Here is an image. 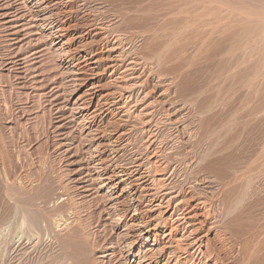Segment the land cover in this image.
I'll return each mask as SVG.
<instances>
[{"label":"rangeland","instance_id":"374dc122","mask_svg":"<svg viewBox=\"0 0 264 264\" xmlns=\"http://www.w3.org/2000/svg\"><path fill=\"white\" fill-rule=\"evenodd\" d=\"M2 1L0 0L2 223L10 216L13 206L17 205L19 212L23 209L31 213L33 210L32 213H36L34 215H38L44 222L45 231L50 227L46 231L48 234L43 232L46 234L42 235L43 243L47 235L48 238L52 234L53 237L57 236L64 250H68H65L68 255L65 254L69 257L70 264H139V257L142 252H148L146 250H149L148 253L151 250L160 254L165 252V258L171 253L169 264H221L217 252L219 238L216 237L228 233L227 237H232L233 243L247 241L250 247L256 245L257 240L264 239V182L261 176L264 168V0H200V5L198 0H188V6L178 0H144L147 5L142 0H52L59 6L58 9L50 8L51 12L47 9V2L50 0ZM10 4H16L18 11L11 10ZM134 4H138L137 8ZM165 6H169L170 11ZM181 6L189 8V11ZM198 6H202L203 11ZM190 8L196 10L193 12ZM178 10L181 11L180 14ZM183 10L193 17L191 15L181 20V14L185 12ZM197 11L202 12L205 21H201L207 24L202 25L198 20L200 14ZM54 17L59 23L56 27H50L48 22ZM56 28L61 29L58 32ZM150 33L153 37L149 36ZM106 36H109V40ZM37 52V59H34L31 54ZM5 55L7 56L4 58ZM69 55L76 60L69 61ZM16 59L20 60L17 66L6 64ZM78 63L77 68L75 65ZM90 87L97 88V92L95 97H91V104L84 106V100L89 98L87 94L90 93ZM201 93H204L203 96ZM188 98H192L191 101ZM100 107L106 109L102 114L96 111ZM199 132L200 135L225 133L240 135L242 138L238 142L241 145L239 152L240 155L244 154L232 158L238 165L239 169H236L242 177L240 179L247 184L242 189L252 191L255 195L248 200L251 203L252 217L255 218L252 219L254 223L248 220L250 223L242 224L238 220L229 222L226 229L221 226L225 213H221L223 210L217 198L223 194L225 184L230 183L234 173L228 164H224L226 167L223 164H209L213 169L207 165L201 170L203 172L199 171L195 175L200 163L197 161L198 157L194 156L195 150L191 148L200 139ZM99 150L104 152L100 154ZM171 157L176 160H171ZM237 160H242V164ZM127 162L138 167L140 173L131 180L138 179L145 173L148 179L133 182L132 189L126 183L116 184L119 181L116 178H112L110 182L101 181L103 178L99 175L103 164L124 165ZM164 167L168 168L166 172L163 171ZM173 172L176 174L171 176ZM1 178L11 182L12 187L7 189V184L10 186L7 182L5 186L2 185L5 181L2 182ZM158 186H163V189L157 188ZM23 188L27 191L24 192ZM13 189L18 190L15 193ZM15 195L20 198L17 199ZM132 197L140 198V211L150 221L152 228L149 242L141 249L132 244L131 236L126 233L131 224L129 219L132 211L122 210V207L117 210V206L115 207L118 202L129 201ZM20 199L24 206L22 209ZM201 200H210L212 204L204 208L199 206ZM10 205L13 206L9 207ZM119 210L125 213H120ZM54 220L58 221L57 227L63 225V231L60 227L56 228ZM16 221L11 220L12 224L8 221L6 227L3 224L2 229L0 227V237L3 238H0V264L13 262L9 249L18 231L16 229L21 225V220ZM18 223L19 226L15 228L14 225ZM84 224L88 225L87 231L98 237L80 233L78 229ZM8 234L10 235L7 236ZM99 245L101 246L98 248ZM53 249L54 247L44 254L42 247L29 257L27 264L33 260L32 263L37 260V264H41V261L43 263L45 259H51L49 254ZM37 252L41 253L38 255ZM50 259L44 264H51ZM54 260L52 264H58Z\"/></svg>","mask_w":264,"mask_h":264},{"label":"bare ground","instance_id":"6f19581e","mask_svg":"<svg viewBox=\"0 0 264 264\" xmlns=\"http://www.w3.org/2000/svg\"><path fill=\"white\" fill-rule=\"evenodd\" d=\"M4 1V0H3ZM2 1V2H3ZM15 1V0H14ZM55 1V0H54ZM59 1V0H58ZM71 1V0H70ZM73 1V0H72ZM84 1V0H83ZM139 1V0H138ZM142 1H144V0H142ZM142 1H139V2H142ZM162 1H164L165 2V0H162ZM167 2H168V0H166ZM179 2H183V3H185V5L187 4V1L188 0H178ZM177 1V2H178ZM200 0H198V2H199ZM203 1V0H202ZM7 2V1H6ZM5 2V3H6ZM9 2V1H8ZM11 2V1H10ZM39 2V1H38ZM42 2V1H41ZM62 2V1H61ZM88 2V1H87ZM110 2V1H109ZM114 2H116V1H114ZM156 2H158V1H156ZM170 2V1H169ZM189 2H191V1H189ZM12 3V2H11ZM132 3V2H131ZM147 3H149V2H147ZM155 3V2H154ZM193 3V2H192ZM200 3L201 2H199V5H200ZM23 4V3H22ZM141 4V3H140ZM139 4V5H140ZM144 4H146V2L144 1ZM152 3H150V5H151ZM169 4V3H168ZM171 4H172V2H171ZM174 4V3H173ZM178 4V3H177ZM198 4V3H197ZM197 4L195 5V7H197ZM16 5V4H15ZM14 4L13 5H11L10 4V9L11 10H15V12H17L18 11V9L16 8V6H15ZM44 5H45V3H44ZM64 5H65V3H64ZM92 5V4H91ZM135 5V4H134ZM142 5H143V3H142ZM147 5V4H146ZM178 5H181V3H179ZM184 4H183V6H185ZM192 5V4H191ZM0 6H2V5H0ZM42 6V5H41ZM47 6H48V10L50 9V8H57V6H59V4L58 3H54L52 0H50V1H48L47 2ZM83 6V5H82ZM130 6V5H129ZM133 6V5H132ZM136 6V8H137V6H138V4L137 5H135ZM177 6V5H176ZM176 6H174L175 8L174 9H176ZM186 6H188V4L186 5ZM185 6V7H186ZM193 6V5H192ZM192 6H190L191 8H193ZM7 7H8V5H7ZM7 7L5 8V9H7ZM46 7V6H45ZM142 7V6H141ZM149 7V6H148ZM155 7V6H154ZM153 7V8H154ZM178 7H180V6H178ZM182 7V6H181ZM202 7V6H201ZM201 7H199L198 6V8H201ZM86 8V7H85ZM143 8V7H142ZM165 8L167 9V10H169L170 11V9H169V6L167 7V6H165ZM170 8H171V10H173V8H172V6L170 5ZM182 8H184V7H182ZM190 8V9H191ZM197 8V9H198ZM43 9V8H42ZM41 9V10H42ZM58 9V8H57ZM60 9H61V7H60ZM59 9V10H60ZM63 9V8H62ZM133 9V8H132ZM139 9V8H138ZM144 9H145V6H144ZM147 9V8H146ZM146 9L144 10V11H146ZM184 9H186V8H184ZM189 9V8H188ZM188 9H186V10H188ZM25 10V9H24ZM130 10V9H129ZM137 10V9H136ZM182 10V9H181ZM186 10H183V11H185V12H182L183 14H181V20H184V19H186V18H189V17H187V16H191V15H187V14H189ZM192 11H193V9H191ZM196 9H194V11H195ZM205 10V9H204ZM50 11V10H49ZM75 11V10H74ZM131 11V10H130ZM139 11H142L141 9L139 10ZM151 11V10H150ZM163 11H165V10H163ZM162 11V12H163ZM189 11V10H188ZM193 11V12H194ZM201 11H203L202 10V8H201ZM200 11V13L198 12V14H200V16L198 17V20H200V22L202 23V21H205V20H203L204 19V17L205 16H203V14L201 15V12ZM29 12V11H28ZM37 12V11H36ZM44 12V11H43ZM51 12V11H50ZM54 12V11H53ZM61 12V11H60ZM129 12V11H128ZM137 12V11H136ZM174 12V11H173ZM179 12H181V11H179L178 10V13ZM58 14H59V12H57ZM62 13H64V12H62ZM134 13V12H133ZM138 13V12H137ZM141 13V12H140ZM149 13V12H148ZM28 14V13H27ZM42 14V13H41ZM52 14V13H51ZM57 14V15H58ZM120 14H123V13H120ZM119 14V15H120ZM135 14V13H134ZM139 14V13H138ZM146 14V13H145ZM180 14V13H179ZM213 14V13H212ZM40 15V14H39ZM70 15V14H69ZM125 15H126V12H125ZM136 15V14H135ZM141 15V14H140ZM147 15V14H146ZM161 15V14H160ZM164 16H165V14H163ZM173 15V14H172ZM178 15V14H177ZM206 15V14H205ZM51 16V15H50ZM54 16H56V15H54ZM63 16V15H62ZM66 16V15H65ZM68 16V15H67ZM71 16V15H70ZM137 16V15H136ZM143 16V15H142ZM145 16V15H144ZM152 16V15H151ZM194 16H195V14H194ZM210 16H211V14H210ZM213 16V15H212ZM60 17H61V15H60ZM59 17V18H60ZM76 17V16H75ZM131 17H132V15H131ZM135 17V16H134ZM154 17V19H155V16H153ZM153 17H150V18H153ZM161 17H163V16H161ZM167 17V16H166ZM179 17V16H178ZM192 17H193V15H192ZM32 18V17H31ZM50 18V17H49ZM48 18V19H49ZM130 18V17H129ZM136 18H138V17H136ZM141 18V17H140ZM165 18V17H164ZM191 18V17H190ZM210 18V17H209ZM215 18H216V16H215ZM45 19H47V18H45ZM121 19H123V16L121 17ZM127 19V18H126ZM125 19V20H126ZM131 19V18H130ZM166 19V18H165ZM194 19V18H193ZM208 19V18H207ZM44 20V19H43ZM66 20V19H65ZM81 20V19H80ZM91 20V19H90ZM93 20V19H92ZM133 20V19H132ZM135 20H138V19H135ZM142 20V19H141ZM146 20V19H145ZM171 20V19H170ZM178 20H179V18H178ZM190 20V19H189ZM202 20V21H201ZM213 20V19H212ZM217 20V19H216ZM48 21V20H47ZM126 21H128V20H126ZM140 21V20H139ZM139 21H137V23L139 22ZM148 21V20H147ZM195 21H196V19H195ZM195 21H193V22H195ZM208 21H210V20H208ZM207 21V22H208ZM215 21V20H214ZM61 22V21H60ZM102 22V21H101ZM100 22V23H101ZM131 22V21H130ZM152 22V21H151ZM171 22H172V20H171ZM182 23H183V21H181ZM191 22V21H190ZM217 22H218V20H217ZM44 23V22H43ZM46 23V22H45ZM57 23H59V21H58V19L57 18H52V21L50 20L49 22H48V25L51 27V26H55L56 27V24ZM64 23V22H63ZM95 23V22H94ZM93 23V24H94ZM99 23V22H98ZM132 23V22H131ZM144 23H146V21L144 22ZM163 23V22H162ZM179 23H180V21H179ZM188 23V22H187ZM199 23V22H198ZM200 23V24H201ZM204 24L206 23V22H203ZM203 23H202V25H203ZM209 23V22H208ZM220 23V22H219ZM90 24V23H89ZM97 24V23H96ZM95 24V25H96ZM147 24V23H146ZM185 24H186V21H185ZM197 24V23H196ZM207 24V23H206ZM223 24V23H222ZM58 25V24H57ZM85 25V24H84ZM99 25V24H98ZM98 25H97V28H98ZM87 26H89V25H87ZM92 26V25H91ZM100 26V25H99ZM205 26V25H204ZM209 26V25H208ZM100 27H102V26H100ZM185 27V26H184ZM198 27V26H197ZM202 27V26H201ZM200 27V28H201ZM217 27H220V25L219 26H217ZM92 28V27H91ZM203 28V27H202ZM57 29V28H56ZM59 29H61V28H58L57 29V31L59 30ZM62 29H64V28H62ZM90 29V28H89ZM93 30H94V27L92 28ZM100 29V28H99ZM102 29V28H101ZM104 29V28H103ZM156 29H157V27H156ZM159 29V28H158ZM199 29V28H198ZM51 30H53V29H51ZM187 30V29H186ZM216 30V29H215ZM234 30V29H233ZM55 31V30H54ZM56 31V32H57ZM152 31H154V30H152ZM155 31H158V30H155ZM161 31H163V32H165L164 30H161ZM201 31V30H200ZM59 32V31H58ZM119 32V31H118ZM148 33L150 32V31H147ZM162 32V33H163ZM62 33V32H61ZM90 33V32H89ZM99 33V32H98ZM127 33V32H126ZM128 33H129V31H128ZM128 33H127V35H128ZM143 33V32H142ZM155 33V32H154ZM202 33H204V32H202ZM201 33V34H202ZM55 34V33H54ZM145 34V33H144ZM173 34H175V33H173ZM53 35V34H52ZM150 35H152L151 33L149 34V36ZM163 35V34H162ZM166 35V34H165ZM170 35V34H169ZM206 35V34H205ZM210 35V34H209ZM144 36V35H143ZM155 36V35H154ZM158 36V35H157ZM174 36V35H173ZM249 36V35H248ZM107 37H109V36H106V38ZM112 37V36H111ZM119 37V36H118ZM122 37V36H121ZM121 37H120V40H121ZM125 37V36H124ZM123 37V38H124ZM145 37V36H144ZM146 37H147V35H146ZM152 37H153V35H152ZM175 37V36H174ZM174 37H173V39H174ZM204 37V36H203ZM225 37V36H224ZM105 38V41H108L107 39ZM155 38V37H154ZM159 38V37H158ZM161 39L163 38V36H161L160 37ZM169 38V37H168ZM172 38V37H171ZM247 38V37H246ZM117 39V38H116ZM143 39V38H142ZM155 39H157V38H155ZM155 39H153V40H155ZM173 39H172V41H173ZM203 39H206V38H203ZM119 40V39H118ZM127 40V39H126ZM150 40V39H149ZM148 40V41H149ZM165 40V39H164ZM171 40V39H170ZM176 40V39H175ZM146 41V40H145ZM159 41V40H158ZM168 41V40H167ZM102 42V41H101ZM121 42V41H120ZM151 42V41H150ZM157 42V41H156ZM162 42V41H161ZM175 42V41H174ZM173 42V43H174ZM123 43H124V41H123ZM154 43V42H153ZM153 43H151L152 45L151 46H153ZM169 43V42H168ZM161 44V43H160ZM159 44V45H160ZM169 44H172V42H170ZM132 45V44H131ZM150 45V44H149ZM173 45V44H172ZM168 46H170V45H168ZM125 48V47H124ZM153 48V47H152ZM152 50V49H151ZM158 50V49H157ZM153 51V50H152ZM155 51V50H154ZM160 51V50H159ZM170 51V50H169ZM237 51V50H236ZM238 52V51H237ZM39 52H37V53H34V54H31V55H33L35 58L34 59H37V57H36V55L38 54ZM74 53V52H73ZM156 53V52H155ZM1 54V53H0ZM166 54H167V52H166ZM169 54H171V53H169ZM64 56H65V54H63ZM67 55V54H66ZM123 55V54H122ZM121 55V56H122ZM158 55V54H157ZM7 55H5L4 56V58L6 57ZM78 56V55H77ZM85 56V55H84ZM91 56V55H90ZM137 56V55H136ZM167 56H168V54H167ZM126 57V56H125ZM130 57V56H129ZM139 57V56H138ZM150 57V56H149ZM4 58H2L3 59V61H4ZM8 58V57H7ZM33 58V57H32ZM58 58H60V57H58ZM85 58H86V56H85ZM122 58H124V57H122ZM165 58V57H164ZM9 59V58H8ZM64 59V58H63ZM67 59H70L69 61H71V60H73V59H75L76 60V58H73L72 56H68L67 57ZM82 59V58H81ZM156 59H157V57H156ZM159 59V58H158ZM157 59V60H158ZM166 59V58H165ZM169 59V58H168ZM171 59V58H170ZM17 60V59H16ZM13 60V61H11V62H7L6 64H13V66L15 67V66H17L18 64H17V62H19L20 60ZM31 60V59H30ZM29 60V61H30ZM78 60H80V58H78ZM119 60V59H118ZM122 60H124L125 61V59H122ZM14 61H16V62H14ZM66 61H68V60H66ZM82 61H83V59H82ZM123 61V62H124ZM133 61V60H132ZM237 61V60H236ZM93 62V61H92ZM95 62V61H94ZM155 62V61H154ZM160 62V61H159ZM172 62H174V61H172ZM90 63V62H89ZM156 63H157V61H156ZM165 63H166V61H165ZM171 63V62H170ZM135 64V63H134ZM150 64V63H149ZM158 64V63H157ZM91 65V64H90ZM141 65V64H140ZM150 65H152V63L150 64ZM179 65V64H178ZM75 66H77V68L79 67V63L77 64V65H75ZM75 66H73V67H75ZM126 66V65H125ZM171 66H172V64H171ZM158 67V66H157ZM181 67V66H180ZM160 68V67H159ZM164 68V67H163ZM83 69H85V67H83ZM88 69V68H87ZM170 69V68H169ZM79 70H81V68H79ZM86 70V69H85ZM157 70V69H156ZM182 70V69H181ZM152 71V70H151ZM162 71V70H161ZM168 71V70H167ZM84 72V71H83ZM86 72V71H85ZM180 72V71H179ZM184 71H182V73H183ZM156 73V72H155ZM168 73V72H167ZM157 74V73H156ZM185 74V73H184ZM85 75V74H84ZM175 77V76H174ZM163 78V77H162ZM168 79V78H167ZM175 79H176V77H175ZM174 79V80H175ZM181 79V78H180ZM75 80V79H74ZM173 80V81H174ZM186 80V79H185ZM162 81V80H161ZM181 81V80H180ZM169 82V81H168ZM179 82V81H178ZM174 83V82H173ZM162 85V84H161ZM174 85V84H173ZM181 85V84H180ZM179 86V85H178ZM98 87V86H97ZM163 87V86H162ZM91 88V87H90ZM200 88V87H199ZM89 89V88H88ZM181 89V88H180ZM189 89H191V88H189ZM97 90V88H91L90 89V93H88L87 94V96L89 97V98H87V99H85L84 100V106H89L90 104H91V100H92V98L91 97H95V93L97 92L96 91ZM179 90V89H178ZM199 90H201V89H199ZM93 91V92H92ZM95 91V92H94ZM165 91V90H164ZM89 92V91H88ZM92 92V93H91ZM199 92V91H198ZM201 92V91H200ZM86 93V92H85ZM122 93V92H121ZM250 93V92H249ZM177 94H178V92H177ZM188 94H190V93H188ZM192 94V93H191ZM202 94V93H201ZM200 94V95H201ZM204 94V93H203ZM203 94H202V96H203ZM175 95H176V93H175ZM196 95V94H195ZM209 95H211V94H209ZM131 96V95H130ZM171 96V95H170ZM183 96V95H182ZM187 97V96H186ZM189 97V96H188ZM194 97V96H193ZM197 97V96H196ZM171 98H173V97H171ZM179 98V97H178ZM183 98V97H182ZM195 98V97H194ZM106 99V98H105ZM104 99V100H105ZM186 99V98H185ZM188 99H190V98H188ZM192 99V98H191ZM191 99H190V101H191ZM128 100V99H127ZM179 100V99H178ZM204 100V99H203ZM211 100V99H210ZM106 101H107V99H106ZM176 101V100H175ZM183 101V100H182ZM182 101H181V103H182ZM206 101H207V99H206ZM105 102V101H104ZM189 102V101H188ZM176 103V102H175ZM193 103V102H192ZM248 103V102H247ZM105 104H106V102H105ZM110 104V103H109ZM170 104H171V102H170ZM185 104V103H184ZM202 104V103H201ZM127 105V104H126ZM136 105V104H135ZM176 105H177V103H176ZM189 105V104H188ZM192 105V104H191ZM99 106V105H98ZM184 106V108H185V105H183ZM187 106V105H186ZM205 106V105H204ZM173 107V106H172ZM80 108V107H79ZM183 108V107H182ZM203 108V107H202ZM105 109V108H104ZM104 109H102V107H100L98 110H96L97 112H99V114H102V113H104L105 111H106V109L104 110ZM198 109V108H197ZM207 109H209V108H207ZM206 109V110H207ZM213 109H215V108H213ZM217 109V108H216ZM215 109V110H216ZM103 110V111H102ZM109 110H110V108H109ZM195 110V109H194ZM95 111V112H96ZM107 111H108V109H107ZM169 112V111H168ZM176 112V111H175ZM192 112H194V111H192ZM203 112V111H202ZM213 112V111H212ZM221 112V111H220ZM199 113V112H198ZM96 114V113H95ZM180 114V113H179ZM201 114V113H200ZM94 115V114H93ZM92 115V116H93ZM96 116V115H95ZM219 116V115H218ZM163 117V116H162ZM179 117V116H178ZM189 117V116H188ZM204 118H205V116H204ZM203 118V119H204ZM210 118H212V117H210ZM175 119V118H174ZM217 120V119H216ZM218 120H219V118H218ZM127 121V120H126ZM176 121V120H175ZM180 121V120H179ZM151 122V121H150ZM153 122V121H152ZM158 122V121H157ZM174 122V121H173ZM189 122V121H188ZM214 122V121H213ZM221 122V121H220ZM111 123V122H110ZM168 123V122H167ZM190 123V122H189ZM209 123H210V121H209ZM222 123V122H221ZM226 123V122H225ZM227 123H228V121H227ZM165 124V123H164ZM206 124V123H205ZM144 125V124H143ZM154 125H156L155 123H154ZM186 125V124H185ZM210 126V125H209ZM186 127V126H185ZM201 127V126H200ZM205 127V126H204ZM211 127V126H210ZM155 128V127H154ZM214 128V127H213ZM217 128V127H216ZM218 129H219V127H218ZM100 130V129H99ZM207 130V129H206ZM211 130V129H210ZM214 130V129H213ZM216 131V130H215ZM221 131V130H220ZM219 131V132H220ZM184 132V131H183ZM202 132H205V131H202ZM208 132V131H207ZM214 132V131H213ZM228 132V131H227ZM178 133V132H177ZM211 133H212V131H211ZM215 133V132H214ZM218 133V132H217ZM225 133H226V130H225ZM225 133H224V135H219V133H218V135H200L201 133L199 132V135L201 136H199V138H197V139H199V140H195L196 141V143H195V145H193L192 146V148L191 149H193V150H195V152H193V153H195L194 154V156L196 155L197 157H198V160L197 161H199V166L197 167V172L195 173V175L197 176L198 174H199V171H201L202 169H204V168H206L205 166H207L208 165V167H209V164H211L212 166L214 165V164H228V166H230L233 170V176H232V178H231V181H230V183H228L227 182V184H225V186H226V188L223 190V194H220V196L217 198V201L220 203V207H221V210H223L221 213H225V217H224V215H223V222H221L222 223V225L221 226H223L225 229L230 225V223H233V222H235V221H241V223L243 224V222H247L248 220H251L252 221V219L254 218V217H252V213H251V203L249 204V201L252 199V198H254V194H253V192L252 191H249V192H247V191H245V189L243 190L242 188H243V185H247V184H245V182H243L241 179H240V174L237 172V169H239V168H237L238 167V165L237 164H235L236 163V161H235V163H234V159L232 158V157H234V156H238V155H240V153L241 152H239V151H241V150H239V147L241 146V145H239V138H240V135H225ZM230 133V132H229ZM228 133V134H229ZM216 134V133H215ZM102 135V134H101ZM183 135V134H182ZM181 135V136H182ZM187 135V134H186ZM103 136V135H102ZM105 136V135H104ZM103 136V137H104ZM107 136V135H106ZM197 136V135H196ZM195 136V137H196ZM177 137V136H176ZM191 137V136H190ZM247 137H248V135H247ZM159 139V138H158ZM157 139V140H158ZM194 139V138H193ZM192 139V140H193ZM240 139H242V138H240ZM248 139H250V138H248ZM95 140V139H94ZM111 141V140H110ZM179 141V140H178ZM115 142V141H114ZM117 142V141H116ZM190 142V141H189ZM243 142V141H242ZM150 143V142H149ZM193 143V142H192ZM102 144H106V143H102ZM110 145H111V143H109ZM158 144V143H157ZM186 144V143H185ZM191 144V143H190ZM240 144H242V143H240ZM118 145V144H117ZM167 145V144H166ZM189 145V144H188ZM108 146V145H107ZM113 146H114V144H113ZM187 146V145H186ZM245 146V145H244ZM249 146V145H248ZM115 147V146H114ZM183 148V147H182ZM241 148V147H240ZM245 148V147H244ZM263 148H264V146H263ZM102 149V148H101ZM104 149V148H103ZM107 149V148H106ZM111 149H113V148H111ZM190 149V150H191ZM120 150V149H119ZM145 150V149H144ZM182 150V149H181ZM100 151V150H99ZM109 151V150H108ZM110 151H112V150H110ZM114 151H117L115 148H114ZM185 151V150H184ZM247 151V150H246ZM262 151V150H261ZM102 152H104V151H102ZM101 151H100V154L102 153ZM180 152V151H179ZM244 152V151H243ZM97 153V152H96ZM110 153H112V154H116L115 152H110ZM164 153V152H163ZM182 153V152H181ZM184 153V152H183ZM238 153V154H237ZM253 153V152H252ZM262 153V152H261ZM99 154V153H98ZM141 154V153H140ZM170 154V153H169ZM244 154V153H243ZM243 154H241L240 156H242ZM263 154V153H262ZM106 155V154H105ZM160 155V154H159ZM182 155V154H181ZM184 155V154H183ZM186 155V154H185ZM113 156V155H112ZM141 156V155H140ZM173 156H174V154H173ZM180 156V155H179ZM193 156V158H195ZM239 156V157H240ZM246 156V155H245ZM260 156H261V154H260ZM111 157V156H110ZM160 157V156H159ZM236 157H235V160H236ZM244 157V156H243ZM174 158V160H176L175 159V157H173ZM172 157H171V160L173 159ZM186 158V157H185ZM261 158V157H260ZM260 158H259V160H260ZM178 159V158H177ZM238 159V158H237ZM165 161H166V163H168L167 161L168 160H166V159H164ZM170 160V159H169ZM173 160V161H174ZM179 160H181V159H179ZM186 160V159H185ZM190 160V159H189ZM192 160V159H191ZM103 161H104V159H103ZM172 161V162H173ZM178 161V160H177ZM181 161H183L184 162V160H181ZM187 161V160H186ZM238 161V160H237ZM242 161V160H241ZM240 161V162H241ZM2 162V161H1ZM97 162V161H96ZM100 162V161H99ZM162 162V161H161ZM171 162V161H170ZM180 162V161H179ZM178 162V163H179ZM190 162V161H189ZM239 162V161H238ZM239 162V163H240ZM254 162V161H253ZM101 163H102V161H101ZM109 163V162H108ZM106 164V165H102L101 167V172H100V174L101 175H99V176H101L102 178H103V180H101V181H108V182H110L111 181V179L112 178H116L117 180L119 179V181L116 183V184H122V183H126L127 185H130V188L129 189H132V186H133V182H135V181H139V180H142V179H148L147 178V175H145L144 173V176H139V178L138 179H134V180H131L132 179V177L133 176H135V175H138V174H140L139 173V169H138V167H136L135 168V166H133L131 163H128V164H124V165H115V164H113V165H110V164ZM147 163V162H146ZM165 163V164H166ZM177 163V164H178ZM1 164V163H0ZM170 164V163H169ZM184 164V163H183ZM240 164H242V163H240ZM263 164V163H262ZM9 165V164H8ZM132 165V166H131ZM179 165H182V164H180L179 163ZM178 165V166H179ZM222 165V166H223ZM226 165H224L225 167H226ZM248 165V164H247ZM2 166H4L3 164H2ZM7 166V165H6ZM155 166V165H154ZM167 166V165H166ZM184 166V165H183ZM197 166V165H196ZM217 166V165H216ZM220 166V165H219ZM252 166V165H251ZM169 167V166H168ZM207 167V170L210 168H208ZM218 167V166H217ZM3 168V167H2ZM100 168V167H99ZM112 168V169H111ZM135 168V169H134ZM157 168H158V166H157ZM156 168V169H157ZM165 169H163V171H167L168 170V168L167 167H164ZM193 168V167H192ZM191 168V169H192ZM195 168V167H194ZM237 168V169H236ZM6 169V168H5ZM138 169V170H137ZM210 169H213V167L212 168H210ZM226 169V168H225ZM228 170L230 169L229 167L227 168ZM260 169V168H259ZM9 170V169H8ZM152 170V169H151ZM155 170V169H154ZM186 170V169H185ZM219 170H221L220 168H219ZM153 171V170H152ZM158 171V170H157ZM157 171H154V172H156L157 173ZM179 171V170H178ZM205 171V170H204ZM210 171V170H209ZM216 171H217V169H216ZM231 171V170H230ZM201 172H203V171H201ZM206 172V171H205ZM224 172V171H223ZM1 173H3V172H0V174ZM4 173H6V172H4ZM188 173V172H187ZM189 173H191V172H189ZM220 173V172H219ZM225 173V172H224ZM247 173V172H246ZM249 173V172H248ZM255 173V172H254ZM253 173V174H254ZM261 173H262V180H263V182H264V168L262 169V171H261ZM7 174V173H6ZM6 174H4L3 176H4V178H6ZM142 174V173H141ZM149 174V173H148ZM174 174H176V173H172L171 174V176H174ZM223 174V173H222ZM232 174V173H231ZM190 175V174H189ZM218 175V174H217ZM226 175V174H225ZM244 175V174H243ZM1 176V175H0ZM7 176H9V175H7ZM106 176H108V177H106ZM192 176V175H191ZM191 176H189V180H190V177ZM228 176V175H227ZM245 176V175H244ZM247 176V175H246ZM251 176V175H250ZM188 177V176H187ZM187 177L185 178V180H187ZM222 177H224V176H222ZM2 179L1 181L2 182H4L5 181V179ZM8 178V177H7ZM150 178V177H149ZM193 178V177H192ZM197 178V177H196ZM219 178V177H218ZM242 178V177H241ZM247 178H249V177H247ZM246 178V179H247ZM145 179V180H146ZM203 179V178H202ZM209 179V178H208ZM211 179V178H210ZM214 179V178H213ZM221 179V178H220ZM251 179V178H250ZM249 179V180H250ZM253 179V178H252ZM4 180V181H3ZM8 180H9V178H8ZM7 180V181H8ZM144 180V181H145ZM150 180V179H149ZM184 180V181H185ZM224 180H225V178H224ZM245 180V179H244ZM248 180V179H247ZM7 181H5V184H2V185H6V182ZM14 181V180H13ZM20 181V180H19ZM202 181V180H201ZM228 181V180H227ZM215 182H217L216 180H215ZM224 182V181H223ZM7 183H10V186L7 184V189L9 188V187H12V185H11V182H7ZM18 183V182H17ZM17 183H15V184H17ZM22 183V182H21ZM161 183V182H160ZM186 183V182H185ZM23 184V183H22ZM134 184H136V183H134ZM202 184V183H201ZM102 185V184H101ZM108 185V184H107ZM251 184H249L248 183V186L249 187H251L250 186ZM260 185V184H259ZM27 186V185H26ZM187 186V185H186ZM224 186V185H223ZM247 186V187H248ZM253 186V185H252ZM1 187H3V186H1ZM23 187H25V185L23 186ZM134 187H135V185H134ZM181 187H183V186H181ZM254 187V186H253ZM264 187V186H263ZM262 187V188H263ZM157 188H162L163 189V186H158ZM211 188V187H210ZM252 188V187H251ZM250 188V189H251ZM6 189V190H7ZM24 189V188H23ZM190 189V188H189ZM192 189V188H191ZM223 189V188H222ZM254 189V188H253ZM3 190V189H2ZM12 190V189H11ZM16 190H18V189H16ZM16 190L15 189H13V191L16 193ZM20 190V189H19ZM126 190V189H125ZM255 190V189H254ZM20 191H22V190H20ZM27 191V190H26ZM25 191V189H24V192H26ZM129 191V190H128ZM218 191V190H217ZM12 192V191H11ZM13 192V193H14ZM19 192V191H18ZM17 192V193H18ZM23 192V191H22ZM215 192V191H214ZM221 192V190L218 192V193H220ZM5 193H7V191H5ZM4 193V194H5ZM14 193V194H15ZM21 193V192H20ZM134 193H136V192H134ZM8 194V193H7ZM9 194H10V192H9ZM196 194V193H195ZM258 194V193H257ZM1 195V194H0ZM3 195V194H2ZM13 195V194H12ZM21 195V194H20ZM122 194L120 193L119 194V196H121ZM131 195H132V193H131ZM140 195V194H139ZM197 195V194H196ZM203 195V194H202ZM216 195H219V194H216ZM254 195V196H253ZM9 196V195H8ZM11 196V195H10ZM9 196V198H11ZM16 196V195H15ZM14 196V197H15ZM22 196V195H21ZM24 196V195H23ZM199 196H201V195H199ZM17 197V199L18 198H20L19 196H16ZM15 197V198H16ZM196 197V196H195ZM4 198H5V196H4ZM14 198V199H15ZM143 198V197H142ZM141 198V199H142ZM148 198V197H147ZM207 198V197H206ZM259 198V197H258ZM264 198V197H263ZM2 199V198H1ZM6 199V198H5ZM5 199H2V200H5ZM13 199V198H12ZM13 199V200H14ZM24 199V198H23ZM26 199V198H25ZM24 199V200H25ZM124 199V198H123ZM140 199V198H139ZM139 199H137V198H135V197H132V198H130V200L129 201H126V200H123V201H121V202H118L116 205H115V207L117 208V210H118V208L119 207H122L121 209L122 210H125V211H127V210H130V211H132V214H131V217H130V219H129V223H131V224H129V228H128V232H126L127 233V235H130L131 236V239H132V244L133 245H138V249H141L143 246H145L146 244L145 243H147V242H149V236L151 235L150 233H151V231H152V228H151V224H150V221L148 220H146L145 218H144V216H143V213L140 211V209H141V205H142V202H140L139 201ZM191 199H193V198H191ZM205 199V198H204ZM209 199H211V198H209ZM250 199V200H249ZM262 199V198H261ZM143 200V199H142ZM149 200V199H148ZM153 200V199H152ZM212 200V199H211ZM249 200V201H248ZM10 201H11V199H10ZM20 202H19V204H21V199L19 200ZM26 201H27V199H26ZM110 201V200H109ZM126 201V202H125ZM202 201V200H201ZM199 202V206L201 205V206H203L204 208H207V206L209 205V206H211V202L212 201H210V200H207V201H202V202ZM216 201V202H217ZM15 202V201H14ZM13 202V203H14ZM18 202V201H17ZM148 202H150V201H148ZM152 202V201H151ZM215 202V203H216ZM4 203V202H3ZM143 203H144V201H143ZM215 203H214V205H215ZM218 203V204H219ZM8 204V203H7ZM12 204V203H11ZM15 204V203H14ZM13 204V205H14ZM18 204V203H17ZM27 204V203H26ZM198 204V203H197ZM12 205V206H13ZM249 205H250V208H249ZM11 205L9 206V207H12ZM17 206V205H16ZM16 206H13L11 209H12V212L9 214L10 216H8V219L7 220H4L5 222L4 223H2L3 221L2 220H0V227L2 226V224H3V226H5V224L7 225V223H11L12 224V222H11V220H14V221H16V222H19L20 220H21V222H20V226H19V223H18V225H14L15 226V228L17 227V226H19L18 227V229H16V230H18L16 233H15V236H14V238L12 239V246H11V249H9V251H11V257H12V263L11 264H27V260H30L29 259V257L31 256V255H33V253H36V251L37 250H39V249H41L42 247H43V250L45 251L44 252V254L46 253H49L48 251H50L51 250V248H53L54 247V251H52L50 254H52L53 252H54V255L52 254V255H50L49 254V257H51V259L50 258H48V259H50L51 260V264H52V261L54 260V262L55 261H57L58 262V264H70V262H68L69 261V257H67V255H68V252H66V251H68V250H64V248H63V245H62V242H61V240H59L58 239V237L57 236H54V237H56V238H54L53 237V234H52V238L49 236V238H48V235H47V238L49 239H47L46 238V241L43 243V236L42 235H46V234H43V232H45V233H47L46 231H49L50 230V227H48V230H46L45 231V229L46 228H44L43 226L45 225H43V223L44 222H42L41 220V218H39L38 217V215H34V214H36V213H32V211L33 210H31V213L33 214V215H30L27 211H23V204H21V209L22 210H20L21 212H19V211H17V207ZM23 206V207H22ZM198 206V205H197ZM216 206V205H215ZM3 207V206H2ZM1 207V208H2ZM7 208V209H10V208ZM196 207V206H195ZM217 207H219V206H217ZM219 207V208H220ZM254 207V206H253ZM262 208V207H261ZM4 209V208H3ZM20 209V208H19ZM18 209V210H19ZM184 209V208H183ZM217 209V208H216ZM121 210V211H122ZM214 210H215V208H214ZM220 210V209H219ZM5 211V209L3 210V212ZM35 211V210H34ZM120 211V210H119ZM120 211V213H125V212H121ZM2 212V214H4ZM7 212V211H6ZM186 212V211H185ZM181 213V212H180ZM211 213V212H210ZM223 213V214H224ZM7 214V215H8ZM254 214V213H253ZM6 215V216H7ZM20 215V216H19ZM39 215H41L40 213H39ZM124 215V214H123ZM216 216V215H215ZM214 216V217H215ZM220 216V215H219ZM19 217V218H18ZM41 217V216H40ZM181 217V216H180ZM2 218H4V217H2ZM1 219V218H0ZM20 219V220H19ZM41 219V220H40ZM57 219H58V217H57ZM221 219V218H220ZM255 219V218H254ZM262 219V218H261ZM59 220V219H58ZM221 220V221H222ZM259 220V219H258ZM263 220H264V218H263ZM9 221V222H8ZM60 221H62V222H65V221H63V220H60ZM254 221V220H253ZM252 221V222H253ZM7 222V223H6ZM47 222V221H46ZM54 222H55V220H54ZM58 221H56L55 222V226H56V228H61L62 229V231H63V228H62V226H59V227H57L58 226V223H57ZM230 222V223H229ZM252 222H251V224H252ZM256 222V221H255ZM257 222H259V221H257ZM263 222V221H262ZM60 223V222H59ZM205 223V222H204ZM239 223V222H238ZM240 223V224H241ZM247 223H250V222H247ZM254 223V222H253ZM260 223V222H259ZM14 224H15V222H14ZM17 224V223H16ZM65 224V223H64ZM227 224H228V226H227ZM238 225V224H237ZM49 226V225H48ZM51 226V225H50ZM53 226V225H52ZM54 226V227H55ZM123 226V225H122ZM125 226V225H124ZM200 226V225H199ZM246 226V225H245ZM256 226V225H255ZM6 227V226H5ZM46 227H47V225H46ZM64 227H65V225H64ZM66 227H67V224H66ZM211 227V226H210ZM236 227H238V226H236ZM248 227H250V226H248ZM262 227L264 228V224L262 225ZM261 227V228H262ZM10 228H11V225H10ZM81 228V229H80ZM78 230L80 231V233H83V234H85L86 236H88L89 234H91V235H93L94 237L96 236V235H94L93 233H91L90 231H87V228H88V225L87 224H84V225H82L81 227H80ZM1 229H2V227H1ZM0 229V230H1ZM61 229H60V231H61ZM67 229V228H66ZM215 229V228H214ZM229 229V228H228ZM231 229H233V227L231 228ZM248 229V228H247ZM250 229H252V228H250ZM12 230V229H11ZM58 230V229H57ZM223 230V229H222ZM256 230V229H255ZM259 229H257V231H258ZM262 230V229H261ZM223 231H225V232H228V231H226V230H223ZM222 231V232H223ZM234 231V230H233ZM249 231V230H248ZM260 231V230H259ZM106 232V231H105ZM253 232V231H252ZM260 232H262V231H260ZM1 233H2V231H1ZM0 233V234H1ZM5 233H7V232H5ZM8 233H10V232H8ZM49 233V232H48ZM47 233V234H48ZM104 233V232H103ZM107 233V232H106ZM133 233H134V235H133ZM219 233V232H218ZM258 233V232H257ZM263 233V232H262ZM51 234V233H50ZM49 234V235H50ZM228 234V233H227ZM227 234H225L224 233V235L227 237ZM233 234V233H232ZM231 234V235H232ZM248 234V233H247ZM3 236H4V234H2ZM1 235V236H2ZM10 234H8L7 236H9ZM106 235V234H105ZM127 235H125V236H127ZM224 235H222V236H218V237H216V238H219V240L217 239V242H218V244H219V247L217 248V252L219 253V255L218 256H220V258H219V261L221 262V264H264V239H260L259 238V236H258V239H260V240H257L258 242V244L256 243V245H254V246H252V247H250L249 245H248V242L246 243H244V242H241L240 240V242L241 243H239V244H236V243H233V241L231 240V238L230 237H225ZM257 235H259V234H257ZM261 235V234H260ZM264 235V234H263ZM262 235V236H263ZM216 236V235H215ZM5 237H6V234H5ZM98 236H96V238H97ZM237 237V236H236ZM261 237V236H260ZM1 238V237H0ZM12 237H10V239H11ZM45 238V237H44ZM56 239V241L54 240V239ZM59 238H61L60 236H59ZM95 238V239H96ZM234 238V237H233ZM239 238V237H238ZM263 238V237H262ZM2 240H3V238H1ZM6 239V238H5ZM62 239V238H61ZM64 239V238H63ZM94 239V240H95ZM213 239V238H212ZM235 239H237V238H235ZM249 239V238H248ZM247 239V240H248ZM253 239V238H252ZM257 239V238H256ZM1 240V241H2ZM251 240V239H250ZM5 241H7L8 242V240H5ZM5 241H3V242H5ZM53 241H54V243H53ZM65 241V240H64ZM67 241H69V240H67ZM99 241V240H98ZM213 241H215V240H213ZM249 241V240H248ZM2 242V243H3ZM200 242V241H199ZM251 242H253V240L251 241ZM255 242H256V240H255ZM2 243H1V245H2ZM8 243H10V242H8ZM64 243V242H63ZM99 243V242H98ZM215 243V242H214ZM249 243H250V241H249ZM52 244H54V246L52 245ZM66 244V243H65ZM210 244V243H209ZM253 244H255V243H253ZM52 245V246H51ZM5 246V245H4ZM65 246V245H64ZM101 245H99L98 246V248L100 247ZM103 246V245H102ZM8 247H10V245L8 246ZM47 250V252H46V250ZM101 250H102V248H100ZM4 250V249H3ZM8 250V249H7ZM101 250H99V251H101ZM5 251V250H4ZM3 251V252H4ZM40 251V250H39ZM145 251V250H144ZM146 251H148L149 252V250H146ZM211 251V250H210ZM148 252H142V255L139 257L140 258V261H139V264H169V262H170V260L172 259L171 257H170V255H172L171 253H168V257L167 258H165V252H163V253H154V252H152V250H151V252L150 253H148ZM157 252V251H156ZM183 252V251H182ZM41 253V252H40ZM39 253V254H40ZM43 253V252H42ZM65 253H67V255L65 254ZM37 254H38V252H37ZM38 254V255H39ZM202 254V253H201ZM213 254V253H212ZM4 255V254H3ZM10 256V255H9ZM3 257V256H2ZM4 258V257H3ZM32 258V257H31ZM43 258V257H42ZM164 258V259H163ZM11 259V258H10ZM48 259L46 260L45 259V262L46 261H48ZM1 260H3V259H1ZM9 260V259H8ZM34 261V260H33ZM32 261V262H33ZM40 261L41 260H39V258H38V263H40ZM1 262V261H0ZM5 262V261H4ZM30 262V261H29ZM31 262V263H32ZM45 262H43L42 263V261H41V264H44ZM50 262V261H49ZM71 262H73V261H71ZM9 263V264H10ZM30 263V264H31ZM35 264H37V260H36V262H34ZM34 263H32V264H34ZM29 264V263H28ZM47 264H49L48 262H47ZM55 264V263H54ZM57 264V263H56ZM73 264H75V263H73Z\"/></svg>","mask_w":264,"mask_h":264}]
</instances>
